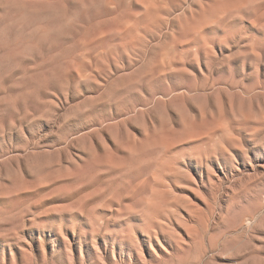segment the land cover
I'll return each mask as SVG.
<instances>
[{
    "label": "rangeland",
    "instance_id": "rangeland-1",
    "mask_svg": "<svg viewBox=\"0 0 264 264\" xmlns=\"http://www.w3.org/2000/svg\"><path fill=\"white\" fill-rule=\"evenodd\" d=\"M0 264H264V0H0Z\"/></svg>",
    "mask_w": 264,
    "mask_h": 264
}]
</instances>
